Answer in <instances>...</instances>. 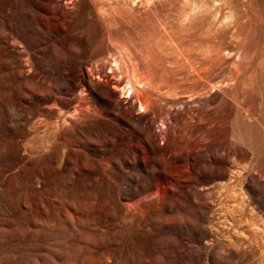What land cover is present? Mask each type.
I'll list each match as a JSON object with an SVG mask.
<instances>
[{
  "label": "rangeland",
  "instance_id": "rangeland-1",
  "mask_svg": "<svg viewBox=\"0 0 264 264\" xmlns=\"http://www.w3.org/2000/svg\"><path fill=\"white\" fill-rule=\"evenodd\" d=\"M0 264H264V0H0Z\"/></svg>",
  "mask_w": 264,
  "mask_h": 264
},
{
  "label": "bare ground",
  "instance_id": "bare-ground-1",
  "mask_svg": "<svg viewBox=\"0 0 264 264\" xmlns=\"http://www.w3.org/2000/svg\"><path fill=\"white\" fill-rule=\"evenodd\" d=\"M208 30V29H207ZM214 33V32H213ZM211 36V35H210ZM195 42V41H194ZM198 42V41H197ZM212 42V41H211ZM221 49V48H220ZM209 52V51H208ZM194 58V57H193ZM197 59V58H196ZM120 60V59H119ZM122 61V60H121ZM126 64V63H125ZM212 69V68H211ZM105 76L107 77V80L109 83H112L113 86V90L116 91V93H119L118 91H120L121 93L119 94V101L122 105H124V108L131 111L132 113L135 112V100H133V93L137 92V93H141L137 87V85L135 84L134 81H132L128 76L126 77H120L117 78L115 76L111 77L107 74H105ZM127 83H130V95H126L124 90L126 89ZM150 97V96H149ZM142 100V105H141V110H145L146 107L148 109V100L151 102V100L148 98V95H144L141 96L140 98ZM152 99V98H151ZM150 106V105H149ZM146 109V110H147ZM162 131V130H161ZM159 133V130H155V135H157ZM161 134V133H160ZM163 134V133H162Z\"/></svg>",
  "mask_w": 264,
  "mask_h": 264
}]
</instances>
